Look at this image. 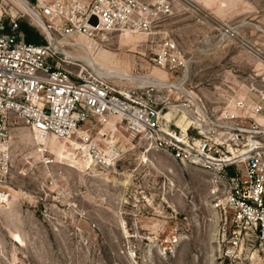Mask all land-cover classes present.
Instances as JSON below:
<instances>
[{"label":"rangeland","instance_id":"obj_1","mask_svg":"<svg viewBox=\"0 0 264 264\" xmlns=\"http://www.w3.org/2000/svg\"><path fill=\"white\" fill-rule=\"evenodd\" d=\"M21 5L0 0V11L21 12ZM20 22L40 37L26 17ZM152 31L108 34L96 51L69 48L74 72L101 71L119 87L180 77L182 89L216 102L226 84L243 95L250 75L264 78V0H172ZM162 36L184 53L182 74L149 62ZM14 120L7 169L0 167V193L8 195L0 198V264H220L229 215L214 207L208 174L119 134L114 161L86 164L84 150L67 149L70 140L41 143ZM81 129L110 139L111 127L96 120ZM237 262L264 264V252L243 246Z\"/></svg>","mask_w":264,"mask_h":264},{"label":"built area","instance_id":"obj_2","mask_svg":"<svg viewBox=\"0 0 264 264\" xmlns=\"http://www.w3.org/2000/svg\"><path fill=\"white\" fill-rule=\"evenodd\" d=\"M25 1L27 12L21 7V12L0 11L1 169H7L8 124L14 119L39 139L79 138L97 165L117 158V143L92 138L81 127L112 120L115 136L140 140L212 178L214 207L229 215L220 264H239L243 246L256 244L264 252V78L250 75L243 95L226 84L220 102L185 91L180 77L172 83L114 86L101 71L75 73L68 49H97L112 33L150 35L170 15L172 0ZM22 17L40 42L25 41ZM258 59L264 61V54ZM149 62L178 74L187 65L167 36L160 38ZM134 70L147 73L141 64Z\"/></svg>","mask_w":264,"mask_h":264},{"label":"bare ground","instance_id":"obj_3","mask_svg":"<svg viewBox=\"0 0 264 264\" xmlns=\"http://www.w3.org/2000/svg\"><path fill=\"white\" fill-rule=\"evenodd\" d=\"M21 1V8L23 9V11L24 12H27L28 11V9H27V7H26V1L25 0H20ZM26 14V13H25ZM128 33V32H127ZM136 34H140V33H136ZM82 44V43H81ZM100 46L98 45V47H97V49H92V48H90V50H92V51H96V50H100ZM80 73H83V72H80ZM147 82L148 83H150V84H155V83H157V82H159L158 80H153V79H151V80H149V79H147ZM106 126H110L111 127V134H110V139L109 140H107L108 142H115L116 140H115V135L113 134V127H112V120L109 122V123H107V124H105ZM70 140V141H69ZM68 141V143H69V145H70V147L69 148H67V149H69V150H78V149H82V150H84L85 151V154L86 155H84L85 156V160H86V164H92V165H94L93 164V160L87 155V152H86V147H85V145L83 144V143H80V142H78V141H76V140H74V139H69ZM41 143H47V138H43V139H41ZM39 151H41L40 149H38ZM42 152H44V150H42ZM70 151H68V153H69ZM43 154V153H42ZM70 154V153H69ZM1 196V195H0ZM2 198H4V195H2L1 196Z\"/></svg>","mask_w":264,"mask_h":264},{"label":"trees","instance_id":"obj_4","mask_svg":"<svg viewBox=\"0 0 264 264\" xmlns=\"http://www.w3.org/2000/svg\"><path fill=\"white\" fill-rule=\"evenodd\" d=\"M19 27L24 33L25 41L29 43H38L40 42V37L37 35L36 32L28 29L24 24L19 22Z\"/></svg>","mask_w":264,"mask_h":264}]
</instances>
